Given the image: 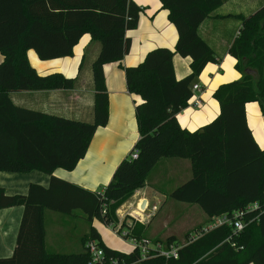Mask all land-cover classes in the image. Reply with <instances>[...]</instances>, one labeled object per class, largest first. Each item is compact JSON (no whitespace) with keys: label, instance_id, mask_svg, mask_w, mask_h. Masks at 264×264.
Masks as SVG:
<instances>
[{"label":"trees","instance_id":"obj_1","mask_svg":"<svg viewBox=\"0 0 264 264\" xmlns=\"http://www.w3.org/2000/svg\"><path fill=\"white\" fill-rule=\"evenodd\" d=\"M177 31L174 49L157 47L137 65L124 67L128 91L137 96L135 115L139 139L116 167L101 192L86 190L53 175L57 168L72 170L82 159L90 141L108 119L104 65L120 62L129 52L126 31L137 27L141 8L132 0H0V172L37 170L50 176L47 187L31 183L25 194L9 195L0 186V209L22 206L12 255L0 264H264V215L237 235L222 225L178 245L177 257L151 252L141 258L133 247L121 252L105 246L91 226L75 253L49 252L45 247L44 211L72 215L81 211L86 220L99 219L124 238H145L146 225L131 216L122 220L116 211L146 178L161 158L188 159L191 177L174 188L173 200L198 205L211 217L230 213L264 200V148L248 127L244 106L257 102L264 114V4L243 16L229 54L242 73L239 80L219 85L213 93L220 112L209 123L189 131L177 113L192 97V84L216 55L198 35L199 24L225 0H159ZM100 43L92 62L94 88L91 122L51 115L13 104L10 93L25 90L71 89L74 78L60 72L40 75L26 52L39 59L72 56L84 34ZM174 54L190 59V73L177 79ZM137 151V157L130 154ZM119 226V227H117ZM202 226H197L199 230ZM95 240L103 250L93 262L84 247ZM165 239L166 246L176 242ZM234 243V246L232 245Z\"/></svg>","mask_w":264,"mask_h":264},{"label":"crops","instance_id":"obj_2","mask_svg":"<svg viewBox=\"0 0 264 264\" xmlns=\"http://www.w3.org/2000/svg\"><path fill=\"white\" fill-rule=\"evenodd\" d=\"M132 1L141 9L137 27L125 33V36L130 40L129 52L123 56L120 62L104 65L108 97L107 123L96 129L85 156L72 170L57 168L53 172L56 177L93 192L103 191L112 179L118 164L128 156L140 137L135 115V103L139 99L127 89L124 67L139 64L146 53L154 48L167 47L173 50L177 40V31L168 20L167 10L161 8L159 0ZM263 4L264 0H225L199 24L197 33L212 49L217 60L206 64L194 79L192 86L198 85L200 90L194 91L187 106L176 115L182 127L194 131L212 121L219 114V102L213 96L214 91L219 85L239 80L242 76V73L235 67L237 60L229 54V48L241 27V21L229 15L246 16ZM99 50L100 43L87 33L73 47L72 56L41 60L34 50H27V59L38 74L60 72L66 77H73L75 79L74 86L71 89L12 92L10 93L11 101L20 107L91 122L94 98L91 66ZM2 60L3 55L0 52V62ZM172 63L177 79L187 76L191 71L188 57L174 54ZM244 110L254 140L260 148H264V114L261 112L259 104L257 102L246 103ZM180 161L184 160L173 162L174 166L189 169L191 177L190 161L188 160L189 164L186 161ZM147 178L145 185L136 189L124 201L131 198L129 211L124 215L120 214L119 207L116 211L117 217L122 220L129 215L141 224H145L144 236L146 239L164 242L170 236L177 238L170 227L171 222L165 224L164 230L167 233L164 236L161 235V231L150 229L151 222L156 215L155 212L164 206L167 200L165 199L166 194L163 195L152 186L146 185ZM49 180L48 174L37 170L22 173L0 172V186L9 195L25 194L31 183L47 187ZM192 205L194 204L185 205L182 210L193 212ZM172 210L176 211L175 207ZM22 213V206L0 209V257L2 258L12 255ZM46 220H48L49 226H47ZM204 222L206 224V221ZM91 226L99 230L94 219L91 222L87 221L79 210L73 211L72 215L45 210V247L49 252L56 253H70L74 252L73 249L80 251L83 245L82 238L88 234ZM78 228L81 232L74 239L70 232ZM147 228L150 229L149 234H147ZM190 230L186 229L184 233ZM49 231L50 233H48ZM58 249L67 251H53Z\"/></svg>","mask_w":264,"mask_h":264},{"label":"rangeland","instance_id":"obj_3","mask_svg":"<svg viewBox=\"0 0 264 264\" xmlns=\"http://www.w3.org/2000/svg\"><path fill=\"white\" fill-rule=\"evenodd\" d=\"M178 160H184L189 164V161L186 159L163 158L159 161V163L152 170L151 174L148 176L146 184L160 191L161 194H166L165 199L167 200L165 205L162 206L157 212H155L156 215L151 222L150 229H157L158 231H161V235L164 236L165 233H167L166 230H164V226L167 222H171L170 227L173 233L177 235V242L174 244L175 246L182 245L187 241L188 238H186V233H184L186 229H191L190 231L195 232L196 227L194 225L201 224L202 227L206 225L204 222L206 221V215L198 205H192L193 212L183 211L182 207L188 204L173 200L169 197V193L174 188L181 185V183H183L185 179H188L190 177L189 169H184V167L180 166H174L173 162H176ZM130 200L131 198L120 206V214L124 215L129 211ZM173 207H175L176 211L172 210ZM169 214H172L174 216L171 217ZM94 221L99 228V230L97 231L100 235V240L105 246L125 253L129 252L133 248L130 239L124 238L121 235V232H117L116 229H112V225H106L99 219H94ZM46 224L47 226L50 225L48 220H46ZM150 229H148L147 234L150 233ZM80 232L81 230L80 228H78L72 230L70 232V235L75 239L77 234H79ZM48 233H50V231ZM53 251L67 250L58 249ZM73 251L74 252L70 253L77 252L74 249Z\"/></svg>","mask_w":264,"mask_h":264},{"label":"built area","instance_id":"obj_4","mask_svg":"<svg viewBox=\"0 0 264 264\" xmlns=\"http://www.w3.org/2000/svg\"><path fill=\"white\" fill-rule=\"evenodd\" d=\"M191 90L193 95L194 91L200 90V87L198 85H193L191 87ZM195 105H198V103H195ZM137 154H138L137 151H133L130 154V156L131 158H136ZM261 215H264V200L262 202L254 201L247 204L243 208L234 210L230 213L224 212L219 215L211 217L205 226H203L199 230H195V232H192L189 237L195 238L198 235H200L202 232H207L213 228L222 225L231 227L232 234L237 235L247 225H249L253 221H257ZM120 232L122 236L126 234L125 230L121 229ZM129 239L132 243V246L137 247L138 250L140 251V256L142 259L145 258L151 252H156L159 255L165 257H170V256H172L173 258L177 257L178 246H175L173 244L170 246H166L165 243L163 242L146 239V238H142L140 240H135L132 238ZM232 245L234 246V243H232ZM84 247L90 253L91 260L93 262H100L102 260L103 250L99 245H97V242L95 240L86 241Z\"/></svg>","mask_w":264,"mask_h":264},{"label":"water","instance_id":"obj_5","mask_svg":"<svg viewBox=\"0 0 264 264\" xmlns=\"http://www.w3.org/2000/svg\"><path fill=\"white\" fill-rule=\"evenodd\" d=\"M143 208V206H141Z\"/></svg>","mask_w":264,"mask_h":264}]
</instances>
